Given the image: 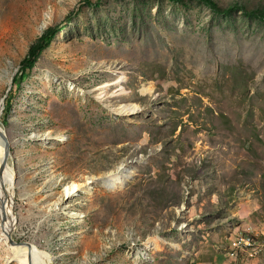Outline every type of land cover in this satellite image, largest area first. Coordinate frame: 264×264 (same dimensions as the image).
<instances>
[{"label": "rangeland", "instance_id": "374dc122", "mask_svg": "<svg viewBox=\"0 0 264 264\" xmlns=\"http://www.w3.org/2000/svg\"><path fill=\"white\" fill-rule=\"evenodd\" d=\"M213 1L0 0L13 241L45 264H264V20L249 12L264 0ZM121 165L130 179L111 189ZM73 182L93 189L68 196ZM246 231L263 244L232 256ZM7 243L0 264H20Z\"/></svg>", "mask_w": 264, "mask_h": 264}, {"label": "bare ground", "instance_id": "6f19581e", "mask_svg": "<svg viewBox=\"0 0 264 264\" xmlns=\"http://www.w3.org/2000/svg\"><path fill=\"white\" fill-rule=\"evenodd\" d=\"M49 74H50L49 72H45L44 76L42 77L49 78ZM123 78L124 76H120L117 79H115L111 84L104 83L100 85L99 88L101 89V92H105L106 89H108V87L112 84H116V85L121 84ZM142 91L151 92V87L150 86L144 87ZM2 104L3 102H0V113L2 112V107H3ZM118 109H119L118 111L120 112L123 111L125 113L135 110V107L133 105H122ZM60 137L61 135H58L56 136L55 139ZM3 150H4L3 146L0 143V163L3 155ZM130 174H131V169L126 165H121L117 168V171L111 172L110 176L105 179L108 181L110 188L115 190L120 185H125L128 182V180L130 179ZM94 180H96V182L101 181L102 176ZM14 181H15V173L12 170V168L8 165L2 177L0 178V226L2 229L0 231V243L8 242L7 247L12 255L11 256L12 261L18 262L20 264H45L47 258L46 253L39 250L34 244L11 245L7 239L8 232L10 231L12 233V231L15 229L16 226L15 223L17 222V218L15 217L13 212L14 194L12 191L14 188V183H15ZM92 189L93 186L90 185V182L88 183L73 182L72 185H70L68 188L65 189V192L68 196H73L78 191L84 194H89ZM161 242H165V240L160 236H155L146 243L147 249H149L153 253L160 247ZM233 247H240V240H234ZM254 247L255 244H249L246 247V249L250 251V249H253ZM229 249H230V245H229Z\"/></svg>", "mask_w": 264, "mask_h": 264}, {"label": "trees", "instance_id": "16d2710c", "mask_svg": "<svg viewBox=\"0 0 264 264\" xmlns=\"http://www.w3.org/2000/svg\"><path fill=\"white\" fill-rule=\"evenodd\" d=\"M202 2H204L206 5H208L210 8H212L213 10H215L218 6L217 4L213 1V0H200ZM236 7V6H235ZM233 6V8H235ZM238 8V7H236ZM220 11H216V12H221ZM232 11V8H229V10H223V12L227 13ZM250 15H255L258 18H261L264 20V6H261L257 9L251 10L249 11ZM63 24L62 23H58L52 26H49L44 32L43 34L31 45L28 55L25 57L24 60L21 61L22 65H23V73L21 75L20 78H23L25 76L28 75L27 70H32L34 68V66L36 65V62L38 60V58L40 57V55L42 54V52L49 47L50 45H52L53 41L55 40V38L57 37L58 33L63 29ZM18 82V80H17ZM17 91V89H16ZM13 89L10 91V99L7 102L6 105V109H5V113H7L10 108L12 107V101L13 98L15 96V92Z\"/></svg>", "mask_w": 264, "mask_h": 264}, {"label": "water", "instance_id": "95a60500", "mask_svg": "<svg viewBox=\"0 0 264 264\" xmlns=\"http://www.w3.org/2000/svg\"><path fill=\"white\" fill-rule=\"evenodd\" d=\"M10 89L7 90L6 94L3 99L1 100V102H5L7 96H8V93L10 92V90L12 89L11 87H9ZM0 143L2 144L3 146V155H2V158H1V163H0V178L2 177L5 169L7 168L8 166V159H9V155H10V140L6 134V132L3 130V128L1 127L0 125ZM13 233V231H12ZM12 233L9 231L8 234H7V239L9 241V243L11 245H16V244H29V243H16L15 241H13L12 239Z\"/></svg>", "mask_w": 264, "mask_h": 264}, {"label": "built area", "instance_id": "2783aa9c", "mask_svg": "<svg viewBox=\"0 0 264 264\" xmlns=\"http://www.w3.org/2000/svg\"><path fill=\"white\" fill-rule=\"evenodd\" d=\"M234 240H240V247L230 246V254L232 256L246 255L244 253H246V247L249 244H257L258 247V244L260 243L257 240L251 238V233H237L234 236ZM247 256H251V254H247Z\"/></svg>", "mask_w": 264, "mask_h": 264}, {"label": "clouds", "instance_id": "9594fccd", "mask_svg": "<svg viewBox=\"0 0 264 264\" xmlns=\"http://www.w3.org/2000/svg\"><path fill=\"white\" fill-rule=\"evenodd\" d=\"M237 233H239V232H236L234 235L231 236V238L234 237ZM244 233H251V232H247V231H246V232H244ZM251 234H253V233H251ZM253 235L255 236V239H256L258 242H261V243L263 244V242L258 238V236H257L256 234H253ZM231 238H230V239H231ZM230 239L228 238V240H229V241H228V246H227L228 250H229V242H230ZM229 252H230V250H229Z\"/></svg>", "mask_w": 264, "mask_h": 264}]
</instances>
